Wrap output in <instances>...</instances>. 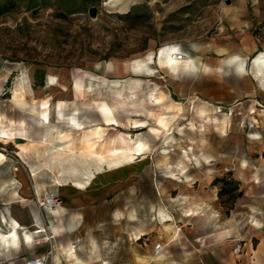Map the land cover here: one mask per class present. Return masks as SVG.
Instances as JSON below:
<instances>
[{
  "label": "rangeland",
  "instance_id": "374dc122",
  "mask_svg": "<svg viewBox=\"0 0 264 264\" xmlns=\"http://www.w3.org/2000/svg\"><path fill=\"white\" fill-rule=\"evenodd\" d=\"M0 6V264H264V0Z\"/></svg>",
  "mask_w": 264,
  "mask_h": 264
},
{
  "label": "bare ground",
  "instance_id": "6f19581e",
  "mask_svg": "<svg viewBox=\"0 0 264 264\" xmlns=\"http://www.w3.org/2000/svg\"><path fill=\"white\" fill-rule=\"evenodd\" d=\"M176 50H177L176 46H170L169 48H167V50H165V52H164V61H166L167 65H176V64L180 63V61L177 59V56L174 54L176 52ZM186 62H189V60H186ZM82 88L83 87H82L81 80L78 79V78L75 79L74 80V89H75V91L76 92H82ZM58 106L61 109L62 106H63V103L60 102L58 104ZM103 110L106 113H111L112 112L111 107L108 106V105H103ZM3 133H4L5 137H13V135H14V132L10 131V130L9 131H4ZM143 149H144V146H143L142 142H135L134 144H127V142L125 141V146L122 147L121 150H137L139 153H141L140 151H142ZM0 156L1 157H5V154L3 152H0ZM55 212H56V210H55ZM42 231L43 230H37L36 233H40ZM17 238H18V232H17L16 228L14 227V229H13V239H17ZM73 249L71 248L70 252H73L74 251Z\"/></svg>",
  "mask_w": 264,
  "mask_h": 264
},
{
  "label": "crops",
  "instance_id": "0c3cea01",
  "mask_svg": "<svg viewBox=\"0 0 264 264\" xmlns=\"http://www.w3.org/2000/svg\"><path fill=\"white\" fill-rule=\"evenodd\" d=\"M234 57L235 56H233V57H231V59H234ZM256 61L258 62V63H262V64H264V54H261L260 56H258L257 58H256ZM235 63H239V62H235ZM249 78H252V77H249ZM254 78H263L264 79V71H263V74H260V76H259V74L258 75H255V77H253V82H252V85H253V89H252V91L248 94V95H255V90H256V86H255V81H254ZM262 90L264 91V87L262 88ZM261 101H263L264 102V100H262L261 99ZM234 102L235 103H239L240 102V97H236L235 99H234ZM14 227L16 228V230L18 229V227H20V225L18 224V223H16V225H12V228H11V233L10 234H7V233H0V243H4V244H6V245H11V244H16L17 242H18V238L17 239H13V229H14ZM76 230V228H74L73 230H72V232H74ZM17 232H18V230H17ZM60 233H62V232H60ZM31 237V235L27 232V233H25V234H22V239L24 240L25 238H30ZM213 237H214V241H212L209 245H210V247L211 248H215V247H217V245L219 244V237L217 236V233L215 232V233H213ZM72 240H74V239H72ZM71 254H74V252H70ZM6 264V263H5ZM226 264H232V258L230 257L229 258V260L226 262Z\"/></svg>",
  "mask_w": 264,
  "mask_h": 264
},
{
  "label": "built area",
  "instance_id": "2783aa9c",
  "mask_svg": "<svg viewBox=\"0 0 264 264\" xmlns=\"http://www.w3.org/2000/svg\"><path fill=\"white\" fill-rule=\"evenodd\" d=\"M177 59L179 61H185V59H186L185 54L180 52L179 54H177ZM46 201H47L49 206H52V207H58L59 206V203L53 198H47ZM161 247H162L161 244L157 245V248H161ZM243 248L244 247H243L242 243H237L235 248H234V252L236 254H240L242 252ZM28 264H46V259L39 258V257L33 258V259L28 261Z\"/></svg>",
  "mask_w": 264,
  "mask_h": 264
},
{
  "label": "trees",
  "instance_id": "16d2710c",
  "mask_svg": "<svg viewBox=\"0 0 264 264\" xmlns=\"http://www.w3.org/2000/svg\"><path fill=\"white\" fill-rule=\"evenodd\" d=\"M3 12V8L0 6V13H2Z\"/></svg>",
  "mask_w": 264,
  "mask_h": 264
}]
</instances>
